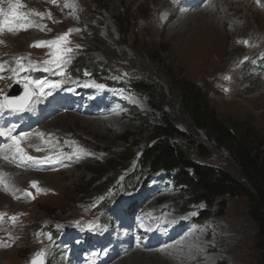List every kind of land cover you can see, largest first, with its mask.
<instances>
[{"label": "rangeland", "instance_id": "374dc122", "mask_svg": "<svg viewBox=\"0 0 264 264\" xmlns=\"http://www.w3.org/2000/svg\"><path fill=\"white\" fill-rule=\"evenodd\" d=\"M176 1L11 0L23 5L19 12L25 18L15 20L10 25L12 31L9 26H0V104L15 82L26 79L36 94L34 99L53 116L30 122L34 117L27 109L24 116L8 107L0 108L3 114L4 110L12 113L4 117L19 118L24 127L4 130L10 142L3 147L4 161L0 162V264H31L41 251L46 252L44 262L49 264H93L92 259L100 253L97 247L102 231L111 234L104 242L107 246L121 240L124 247L120 244V249L127 247L131 253L144 256L153 253L148 264H158L160 258L165 259L164 264H262L258 227L249 216L245 196L227 197L224 209L222 205L189 207L185 205L189 193L164 172L143 180L142 171L137 169L141 184L132 189L124 184L137 174L134 167L138 158L155 141L154 126L164 117L151 105L149 96L125 83L132 76L153 78L162 87L166 111L177 116L181 131H186L188 124L178 113L174 89L187 79L207 95L221 117L248 128L257 152H264V0L206 1L208 13L219 10L225 18L216 22L224 31L225 42L212 62L202 65L187 61V54L181 51L183 42L191 44L193 32L177 19ZM225 1L232 5L228 7ZM8 4L9 0H0L6 11ZM181 9L187 13L180 5ZM205 19L211 20L203 15L190 23L200 25ZM93 26L107 46L88 38ZM61 36L66 37L61 46L72 49L66 54L69 62L60 69L48 65L52 70L45 71L44 62L53 59L55 49L47 44L33 45ZM98 64L110 68L104 71L106 77H101L106 82L89 73L88 69ZM34 81L62 82V86L45 89L47 94L41 95ZM62 116L68 123L54 122ZM75 117L78 122L74 125L71 121ZM3 120L0 125L6 126ZM81 120L102 127L107 124V130L100 131L105 137L92 133ZM11 137L21 138L23 155L16 152ZM199 138L206 141V131L200 130ZM131 148L137 157L118 169L105 199L81 198L79 190H87L96 178L95 165L88 162L105 161ZM214 153L206 161L229 167L227 148ZM28 156L33 159L28 160ZM100 183L97 180L94 186ZM155 194L161 198L153 200L154 206L149 208ZM102 201L108 207L107 214L98 210ZM144 211L178 221L158 230L157 225L146 223L149 215ZM183 231L189 237L186 241L181 239L185 233L180 239L175 235ZM156 241L162 246L154 247ZM110 262L121 261L115 258Z\"/></svg>", "mask_w": 264, "mask_h": 264}, {"label": "trees", "instance_id": "16d2710c", "mask_svg": "<svg viewBox=\"0 0 264 264\" xmlns=\"http://www.w3.org/2000/svg\"><path fill=\"white\" fill-rule=\"evenodd\" d=\"M91 30L88 38L107 46L99 30L94 26ZM109 69L98 64L88 70L100 82H106L101 77H106L103 75L104 71ZM125 83L137 93L149 96L151 105L164 117L160 124L154 126L155 141L144 150L134 167L139 177L134 174L124 184L131 189L141 184L137 169L142 171L143 180L164 172L177 187L189 193L185 203L189 207L204 204L214 208L222 205L224 209L227 207V197L245 196L250 204L249 216L258 227V247L264 264V152H257L251 131L221 117L210 106L207 95L187 79L179 81L174 89V98L179 103L178 113L188 124L186 131L179 129L180 120L178 121L177 116L166 111V96L153 78L132 76ZM200 130L206 131V141L199 138ZM223 148L229 150V167L206 161L213 157L215 150L222 151ZM136 157L137 154L131 148L105 161L90 160L88 164L95 165L96 178L88 183L87 190H79L81 198L103 196L105 199L113 187L112 178L120 171L118 169L126 167ZM97 180L101 183L94 186ZM98 210L107 214L108 207L104 201L98 206Z\"/></svg>", "mask_w": 264, "mask_h": 264}, {"label": "bare ground", "instance_id": "6f19581e", "mask_svg": "<svg viewBox=\"0 0 264 264\" xmlns=\"http://www.w3.org/2000/svg\"><path fill=\"white\" fill-rule=\"evenodd\" d=\"M185 1L186 0H177L176 1L175 9H176V12H177V19L179 21H182V23L184 22L185 25H186V28L188 26L189 29L192 30L191 32H193L192 33L193 35L191 34L192 36H191V39L189 40L191 44H186V42H187L186 41V42H183V46H181V45H179V46H181L180 48H181L182 53L187 54V56H186L187 57V59H186L187 61L191 62L192 64L194 63L196 65L207 64L209 62H212V56L213 55H217L220 52V46L222 45V43L225 42L224 41L225 39H223L224 38V34H222V33H224V31L222 32L221 28L219 29L217 24H216L217 21H219V23H220L222 20H225V18H223V16H220V12H218L219 10H217V11L216 10H214V11L212 10V11H210L211 14L208 13L207 11L210 10L209 9L210 7L209 6H205L207 4L206 3L207 0H187L186 1V3H187L186 6H185V3H184ZM177 2L179 3V5L177 4ZM212 2H214V0ZM225 2H226L225 5H227L228 7H230L232 5L231 1H225ZM180 5H181V8L184 7V10H185L184 12H187V13H183L182 9L180 10ZM198 7H201V9L199 8L200 10L197 11L196 8H198ZM214 7H216V6H214ZM194 9H196V10H194ZM186 10H188V11H186ZM229 10H233V7L229 8ZM163 13H164V11H163ZM203 15H205V17H208V15H209L211 20L205 19L204 21H201L202 23L200 25L193 24L194 22L190 23V21H191L190 19L194 18V20H195V19H198L199 17H201ZM182 16L184 18H182ZM175 18H176V16H175ZM225 34L227 35V33H225ZM222 49H223V47H222ZM63 91H66V90H62L61 92L63 93ZM106 107L107 106L103 107V110L100 112L101 114L105 113L104 110H106ZM4 108H7V107H4ZM27 110L33 113V117L34 118L30 122L35 121L36 119H38V117H39V119L43 118L42 121H45V119H47V118L51 119L52 116H53L50 113H48V115H47L46 109L44 108V104L42 102H40V101H36L35 99L28 106ZM55 110H59V108H56ZM17 112H19V113L21 112L25 116V112L26 111L24 110V111H17ZM6 114L12 115L11 111H9V110H4V114L3 113L0 114V123H1V120L4 119L3 122H5L7 124L6 126H3V125L1 126L0 125V133H4V130L7 129V128L12 129L13 131L15 130V128H20V127L24 128L23 127V123H22V121H20L19 118H17V119L13 118L12 119V118H10L11 117L10 115H7L8 117H4V116H6ZM115 117H114V121L117 122V119ZM6 119H10L11 120L12 126L9 125V123L6 121ZM54 122L55 123L60 122L61 124L68 123V121H65V118L63 116L60 117L59 121H54ZM71 122L75 125L78 122V118L77 117L73 118ZM81 123H82V125L88 124L86 128H90V131H92V133L100 134L101 136L105 137L104 134L102 132H100V131H101V129L107 130V128H106L107 124H104L103 127H105V128H103L100 123H95L94 121L91 123L88 120H85V121L83 120ZM27 125H30V124H27ZM92 125H93V127L91 128ZM9 142H10V136L0 135V162H1V164L4 161V159L2 158L3 157L2 155L4 154L2 152L3 151V147L6 146ZM4 148H6V147H4ZM1 197H2V195L0 194V198ZM160 198H161L160 195H156L155 194V196L151 200V203L149 202L150 205H147V206H149V208H151V206H154V205H152L153 204L152 201L153 200L154 201H158ZM145 200L148 202L149 199L147 198ZM144 213H146V215L148 214L150 216V217L146 216V219H147L146 223H149V224L153 223V224L157 225L158 226V230L161 229L164 225L167 227L168 224L176 223L178 221L174 217H168V215H160L159 213H157V214L155 213L154 215H152V214L150 215L149 212H147V211H144ZM139 217H141V215H139ZM184 224H185V222L184 223L178 222V225H180V226H183ZM179 228H181V227H179ZM170 231L168 232V235L170 234ZM139 233H141V232H139ZM178 233L175 234L176 237H179V236H181L182 234L185 233L183 235V237L182 238L179 237V239L181 238L182 240H185V241L188 240L189 237L186 236L187 231H183L180 234H178ZM100 236H99V242H98V247H97L99 249L100 253L97 254L96 256H94V258H93L94 260L92 259L91 262L93 264H112V262H110V261L115 260V258H117L119 261H121L119 264H148V262H150L151 259H152L153 253L152 254L151 253L150 254H145V256H148V257H145L144 254L143 255H139V254H137V252L131 253V249H127V247H125V249H120V247H121L120 244L124 247V245L122 244L121 240H119L118 242H115L114 243L115 245L112 246V247L110 246L111 244L109 246H107L106 244H104V242H108L110 237H111V234L108 231H102ZM174 239H176V238H174ZM200 240H202V239H200ZM158 242L159 241L155 242L154 247H158V246L161 247L162 246V244H160ZM111 243L113 244V239L111 240ZM176 246H177V244L172 246V247H176ZM180 247H181V245L179 246V250L181 249ZM121 250H124V251H121ZM128 250H130V251L128 252ZM151 250H153V249H151ZM173 251H175V250H173ZM117 253L119 254L118 257L116 256ZM168 255H170V254H168ZM156 261H158V264H164L165 259L160 258L159 260H156ZM166 264H169V263H166Z\"/></svg>", "mask_w": 264, "mask_h": 264}, {"label": "snow or ice", "instance_id": "6c2138e0", "mask_svg": "<svg viewBox=\"0 0 264 264\" xmlns=\"http://www.w3.org/2000/svg\"><path fill=\"white\" fill-rule=\"evenodd\" d=\"M55 2V0H54ZM23 7V5L19 2L16 3H12L11 0H9V4H8V10L6 11L4 8L0 7V16L3 17V20H0V26H9V31H12V28L10 27V25L13 24V22L15 20H19V19H24V15L21 14L19 12V9H21ZM66 39L65 36H61L55 40H51V41H41V42H37L36 44H34V47H42L45 44H47L49 47H52L55 49L54 53H53V59L49 60V61H45V71H51L52 68L49 67L48 65H52L55 66V68L60 69L62 68L64 65L68 64L69 60L66 58V54L72 52L71 48H63L62 42ZM2 67V66H0ZM63 74V72L61 73ZM35 85V88L39 90V93L41 95H45L47 94L45 92V89L48 90H52V89H58L62 86V82H45V81H38V82H32ZM30 87L29 83L26 82L25 83V95L23 97H20L18 99H8L7 97H5V101L3 104H0V108L3 107H8L13 111H24L28 108L29 106V101L32 98V96L35 94L34 91H28V88ZM0 135H5L8 136L9 133L4 132V133H0ZM11 139L13 140V143L15 145V150L17 153H20L21 155H23V149L20 147V137H11ZM28 160H32L33 157L28 156L27 157ZM45 163H47L48 161H44ZM29 195H31L29 193ZM15 219V218H13ZM49 239H51V237H49ZM37 256L40 258L38 260H34L33 264H44V257L46 256V252L45 251H41L40 253H37Z\"/></svg>", "mask_w": 264, "mask_h": 264}, {"label": "water", "instance_id": "95a60500", "mask_svg": "<svg viewBox=\"0 0 264 264\" xmlns=\"http://www.w3.org/2000/svg\"><path fill=\"white\" fill-rule=\"evenodd\" d=\"M25 84L19 83L16 85L8 96V99H14L16 96L25 95ZM29 91V90H28ZM22 97V96H21ZM31 100V99H30Z\"/></svg>", "mask_w": 264, "mask_h": 264}]
</instances>
